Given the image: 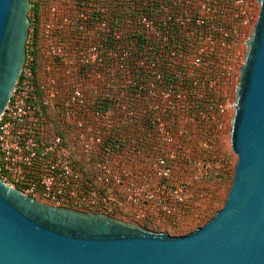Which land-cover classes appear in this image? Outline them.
I'll return each mask as SVG.
<instances>
[{"label":"built area","instance_id":"built-area-1","mask_svg":"<svg viewBox=\"0 0 264 264\" xmlns=\"http://www.w3.org/2000/svg\"><path fill=\"white\" fill-rule=\"evenodd\" d=\"M259 0H60L40 66L27 59L0 118V179L58 207L146 217L183 202L185 139L218 149ZM95 43L62 45L60 26ZM140 129L130 142V132ZM196 181L212 159L188 162ZM192 173V174H191Z\"/></svg>","mask_w":264,"mask_h":264},{"label":"water","instance_id":"water-1","mask_svg":"<svg viewBox=\"0 0 264 264\" xmlns=\"http://www.w3.org/2000/svg\"><path fill=\"white\" fill-rule=\"evenodd\" d=\"M231 121L238 156L224 206L184 235L42 202L0 179V264H264V0ZM31 0H0V118L27 59Z\"/></svg>","mask_w":264,"mask_h":264},{"label":"rangeland","instance_id":"rangeland-1","mask_svg":"<svg viewBox=\"0 0 264 264\" xmlns=\"http://www.w3.org/2000/svg\"><path fill=\"white\" fill-rule=\"evenodd\" d=\"M60 0H31L29 17L31 20L27 52L34 53L36 62L42 66L49 61L43 53V49L49 46L51 39L46 34V24L51 18L50 6ZM260 5H257L256 13L259 14ZM60 27L56 29L53 39L61 42L62 45H81L95 43V29H90L88 34L83 31H71L68 25L57 23ZM232 98L236 99V88L233 89ZM231 121L229 119L221 133V141L218 149L213 152H205L202 149L191 151L187 158L177 159V167L173 166L175 179L184 178L190 181L184 192V201L176 202L174 198H169V210L162 209L155 202H152L146 217L134 214L135 209L129 207L125 211L129 212L113 215L119 219L137 223L153 232H167L170 235H184L196 228L206 224L215 216L227 199L233 183L238 162V156L233 151L231 145ZM205 155L211 157L212 166L208 171H203V176L199 180L193 181L187 174L193 171L188 162L194 159L203 158ZM215 158H220V162L215 167ZM191 173V174H192Z\"/></svg>","mask_w":264,"mask_h":264},{"label":"crops","instance_id":"crops-1","mask_svg":"<svg viewBox=\"0 0 264 264\" xmlns=\"http://www.w3.org/2000/svg\"><path fill=\"white\" fill-rule=\"evenodd\" d=\"M140 132H141L140 129H136V131L130 132L127 136L128 140L130 142H133V140L138 137V134ZM184 143H185V147L183 148L184 150H183V156L181 157V160L186 159L187 155H189L191 151H195L196 149L200 150V147L198 146L197 142L194 139H185Z\"/></svg>","mask_w":264,"mask_h":264},{"label":"trees","instance_id":"trees-1","mask_svg":"<svg viewBox=\"0 0 264 264\" xmlns=\"http://www.w3.org/2000/svg\"><path fill=\"white\" fill-rule=\"evenodd\" d=\"M214 162H215L214 165H215V167H216L217 163L220 162V158H215ZM176 167H177V165H176ZM177 179H178V178H177ZM189 182H190V181H187V184H188ZM176 183H177V180H176L175 177L173 176V180L169 183V188L174 187V185H176Z\"/></svg>","mask_w":264,"mask_h":264}]
</instances>
